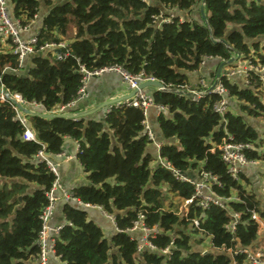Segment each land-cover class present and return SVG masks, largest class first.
Returning <instances> with one entry per match:
<instances>
[{
  "label": "trees",
  "instance_id": "16d2710c",
  "mask_svg": "<svg viewBox=\"0 0 264 264\" xmlns=\"http://www.w3.org/2000/svg\"><path fill=\"white\" fill-rule=\"evenodd\" d=\"M43 1L53 5L55 0ZM202 1L68 0L54 4L44 17L38 45L68 38L67 56L56 60L36 53L28 73L23 74L18 71V55L4 50L0 52V84L27 103L36 102L44 111L54 112L78 97L84 85L81 66L93 70L121 65L129 73H142L180 90L188 87L186 71L198 69L205 58L227 60L235 50L254 67L248 70V82L240 85L222 76L220 83L230 99L236 97L249 113L262 115V80L255 67H264V44L260 52L255 39L264 36V0H205L207 22L165 10L192 13ZM9 4L13 17L29 27L40 0H9ZM160 15L170 21L158 25ZM252 46L258 57L251 53ZM153 98L167 107L168 113L159 115L165 139L177 140L162 144L160 157L183 173L200 168L216 176L219 182L213 191L228 198L229 209L216 204L202 209L194 203L187 216L179 214L195 187L161 165L151 168L154 158L146 153L151 140L144 133L145 114L140 107L127 102L114 105L103 121L30 116L36 139L25 140V127L16 118L14 105L0 101V264H36L40 215L56 179L36 155L41 149L60 153L65 137L79 143L78 159L90 180L74 188L73 196L113 215L118 228L111 239L117 250L112 252L102 227L87 211L66 203L68 223L55 245L56 255L66 264H250L245 254L233 257L222 249L251 248L256 243L260 224L252 215L256 212L264 220V201L231 177L219 150L212 148L223 140L252 144L246 156L260 160L264 155L257 150L258 131L240 112L228 109L224 116L215 112L213 105L221 96L214 92L194 100L186 94L155 90ZM229 210L240 214L234 232L228 228L233 219ZM140 216L147 227L158 228L150 235L157 251L137 250L138 239L130 231ZM194 217L200 220L199 228L192 222ZM207 237L212 246L204 252L198 246ZM167 247L170 254L166 255L160 250Z\"/></svg>",
  "mask_w": 264,
  "mask_h": 264
},
{
  "label": "built area",
  "instance_id": "2783aa9c",
  "mask_svg": "<svg viewBox=\"0 0 264 264\" xmlns=\"http://www.w3.org/2000/svg\"><path fill=\"white\" fill-rule=\"evenodd\" d=\"M163 21H170V18L164 19L162 15L157 17L158 25H161ZM27 29L28 27L22 26L18 18L12 17L9 9L8 0H0V52H3L4 50H8L7 46L9 44L11 47V51L18 55L20 64H22V61L29 54L46 51L50 49L53 50L54 52L58 51L56 53V58L58 60H63L67 56L69 52V42L68 44L64 42L44 43L39 46L37 36L32 37L28 40L22 38L21 32ZM251 68L254 67L250 65V68L248 70H250ZM255 69L261 74L262 88L264 89V67L263 68L255 67ZM248 70L246 71L247 76L249 74ZM81 72L84 73V79H83L84 85L80 89L78 97L73 101H71L70 103H67L66 105H62L59 109V112L75 111V108L77 107V103L86 96V84L88 83V81L91 78H94L96 76H101L104 73L116 72L120 74L123 80L127 82V84L129 85L130 90H133L134 88H138L141 82L154 79L152 77H145L142 73H138V74L129 73L121 65L99 67L93 70H87L84 66H81ZM213 82L208 83L205 80H201L197 88L187 87L185 90L192 91L194 95H191L190 97L196 100L202 97L203 94L206 93V90L212 85ZM213 92L221 96L220 100L214 103L213 109L215 112L224 116L227 110L229 109L228 107L229 94L227 89L220 83V79ZM9 94L22 105L25 106L27 104V102L23 99V97L20 94L11 93L10 91ZM6 100H8L7 96L5 94H0V101H6ZM126 102L130 105L142 108L145 116L147 114V109L150 106L156 108L160 113L165 112V110H167V107L157 104L154 101L153 95L149 94L146 91V89H139L138 92ZM12 104L14 105V108L16 110L17 113L16 116L18 120L25 127L23 138L25 140H35L36 135L34 131L29 127L27 117L13 102ZM32 104L37 106L36 102H33ZM144 133H146V135L151 141L154 140V134L150 129L149 125L146 123V121L144 122ZM161 145H162L161 143L157 144L159 150L161 148ZM253 148L254 146L252 144H242V143L223 140L221 143H217L216 145H214L212 151L219 150L222 160L224 161L227 167L228 173L231 175V177L235 178L236 180H240L242 170L245 168V166L257 165L258 162L260 161L259 159H249L246 156L245 151ZM36 156L38 160L44 161L56 176L52 188L50 189V191L47 192L48 204L43 208V211L40 215L42 220V228L39 232L37 239V244L39 246L37 264H51L50 256L52 254L56 255L55 245H56L57 236H59L61 229L64 227V225L61 224L55 226L51 224L52 218L55 214L57 202L59 199H62L63 197L67 198L68 200L77 202L80 205L82 204V202H80L76 197L73 196L72 191L68 190L67 192L61 187V184L59 182L58 168H57L59 163L54 160L55 157L56 158L61 157L60 153L50 154L47 153L44 149H41ZM68 159H70V157H68ZM160 165L170 170L179 179L192 183L195 187V194L193 195L192 198L186 199L182 203V206L180 207L179 210V214L187 216L189 212V207L194 203L196 206H199L202 209H208L213 204L229 209L225 203L228 200V198L220 197L213 191L212 188L213 185L219 182L216 176L206 171L204 172L200 171L199 180H195L190 176L182 175L183 172L175 169L168 160L161 158ZM58 190H60L61 194H63L62 196L57 194ZM85 206L91 207V205L89 204H86ZM100 209L102 208L100 207ZM103 212L109 217H111L113 220L115 219L113 215L107 214L104 210ZM229 213L231 214L233 219L231 220V223L228 225V228L232 232H234L236 229V224L240 219V214L231 210H229ZM252 217L255 220H257L260 225L264 224V220L259 216L258 213L253 212ZM192 222L196 227L198 228L200 227V220L198 217H194L192 219ZM133 228H140L143 232V236L138 240L137 250L139 252L143 251L144 249H150L154 251L158 250L157 246L150 239V235L153 232L158 231V228L156 226L153 228L147 227L143 221V216H140V220L135 223V226ZM210 243H211V239H210ZM222 250H226L230 252V254L233 257L238 254H245L246 261L249 262L250 264H264V252L260 248H257L256 243L251 248L240 247L235 250L223 248ZM160 251L166 255L170 254L169 247H167L166 249H161ZM202 251L205 252L207 251V249L203 248Z\"/></svg>",
  "mask_w": 264,
  "mask_h": 264
},
{
  "label": "crops",
  "instance_id": "0c3cea01",
  "mask_svg": "<svg viewBox=\"0 0 264 264\" xmlns=\"http://www.w3.org/2000/svg\"><path fill=\"white\" fill-rule=\"evenodd\" d=\"M66 1L68 0H55L54 4L55 5L61 4ZM155 2L156 0H149V3H155ZM8 4H9V0H8ZM53 5H49L43 0H40L38 13L36 14L35 18L31 21L28 29L23 30L21 32L22 38L26 40L32 37H35V36H37L38 38V33L40 32V29L43 26L44 17L48 14V12L50 11ZM199 7L195 8L192 11V13H187V12H182V11L180 12L177 10H169V9H165V10H167L169 13L173 12L174 14H179L182 18H185V19L187 18L201 19ZM9 9L12 15V6H10V4H9ZM68 40H69L68 38H65V40L61 42L68 44ZM7 49L11 50V47L9 44L7 46ZM57 52L56 51L54 52L53 50L50 49L46 51L35 52L32 54H29L22 61L21 69H19L18 71L22 70L23 74H27L29 71V68L32 66V57L35 56L36 53H41L42 55H47V56L50 55L54 59L58 60L56 58ZM221 60L222 59L218 57L205 58L200 63L198 69L193 70V71H186V74L189 78L188 87L197 88L201 80H205L208 83L213 82L216 78L218 66ZM228 66L226 65L223 67V70H222L223 76L227 77L232 82H237L240 85H245L247 82L246 71L250 68V65L248 66L244 65L243 67L237 68V69H229ZM0 88L6 89L2 84H0ZM155 90L156 89L154 87H149L146 89V91L151 95H153ZM130 91L131 90L129 89V85L127 84V82L123 80L120 74L116 72L104 73L101 76H96L94 78H91L88 81V83L86 84V96L77 103V107H79L78 108L79 110H83L85 108H89L95 104H98L101 101L128 94ZM263 94H264V89H263ZM32 103H27L25 106L30 109L36 110V111L48 112V111H44L43 105L36 103L37 104L36 106ZM229 105H231V107L234 110H236L237 113L240 112V106L238 105V102H232L230 101V98H229ZM59 109L60 108L58 107L57 110L51 113H63V112H59ZM162 113L167 114L168 111L165 110V112H162ZM160 114L161 113L156 108H154L153 106H150L147 109V114L145 116V121L149 125L150 129L152 130L154 134V140L151 141L149 143V146L146 147V153H148L150 156H152V158H154L152 161H155V165H153V167L151 166L152 162L150 163L151 168H154L157 165H160V159H161L160 150L157 144L158 143L164 144L170 141L172 142L177 141L176 139H172V140L165 139L164 134L159 124ZM102 115H103V112L101 111L95 114L94 116H92V118L101 119ZM26 117L28 119V117L30 116H26ZM28 124H29V127L32 129L29 120H28ZM255 129L258 131L259 136H261V132H263L264 134V124L262 122H258V127H255ZM260 140H262L261 137H260ZM78 152H79L78 142L70 137H65L62 143V151L60 152L61 157L54 158V160L59 163L57 167L58 173H59V182L61 184V187L67 192L68 190L72 191L74 188L78 186H81L84 184H90L88 173L85 171L84 167L82 166L81 162L78 159ZM68 157H70V159H68ZM261 172L264 173V166L260 160L257 165L245 166V168L242 170L241 177L246 178L247 176H249L256 183L259 181V173ZM187 176H190L191 178L195 180H199L200 170L192 168L188 171ZM5 180L8 182L12 181L11 179H5ZM16 180H21V179H16ZM57 194L60 196L63 195L61 194L60 190H58ZM66 203H72L74 205L78 204L77 202L68 200L65 197H63L62 199H59L57 202L55 214L51 222L53 226L60 225V224L65 225L66 223H68L66 216L64 214V209H63ZM86 207L88 209L87 212H89L90 219L95 221L98 225L102 227L105 237L111 242L112 236L118 231L115 219L113 220L111 217L106 215L103 212V209H100V207H97V206H91V207L86 206ZM130 232H131L130 234L134 238H137L138 240L143 236V232L140 228H133ZM197 237H200V236H197ZM204 242H207V244H204ZM211 246L212 244L210 243V239L209 237H207V238H204L203 243H201V245H199L198 248L201 250L203 248L209 250ZM116 249H117L116 247L112 248V252L115 251ZM37 256H38V253H37ZM37 256L35 258L36 264L38 260ZM50 261H51V264H66L64 261L61 260L59 256H56L55 254H52L50 256Z\"/></svg>",
  "mask_w": 264,
  "mask_h": 264
},
{
  "label": "water",
  "instance_id": "95a60500",
  "mask_svg": "<svg viewBox=\"0 0 264 264\" xmlns=\"http://www.w3.org/2000/svg\"><path fill=\"white\" fill-rule=\"evenodd\" d=\"M199 12H200L201 19L203 21L207 22L208 17H207V13L205 10V0L202 1L201 5L199 7ZM222 42L227 44L226 39H223ZM240 56H241L240 53L234 50V52L232 53V55L229 59L221 60L219 66H218L216 78H215L214 82L212 83V85L206 90L205 94H208V93L214 91L215 87L217 86V84L219 82V79L223 76V72H222L223 67L226 65H232ZM96 64L100 65V62L98 59L96 60ZM149 87H154L156 90H160V91H170V92H177L179 94H186L188 96L194 95V93L192 91L185 90V89L177 90L174 88H168L165 85V83L162 82L161 80L150 79V80H146L144 82H141L139 84L138 88H134L128 94L101 101L98 104H95L89 108H85L83 110H77V111H73V112L51 113V112L36 111V110L30 109V108L22 105L21 103H19L15 98H13L9 94V91L7 89L0 88V94H5L7 96V99L10 102H13L26 116H31V117L39 116V117H43V118L64 117V118H71V119H79V118L94 119V118H92V116H94L95 114L102 111L103 115H102L101 119H95V120L103 121L107 115L108 110L112 106H114V105L117 106L119 104L126 102L127 100L131 99L138 92L139 89H147ZM205 94H203V95H205ZM182 175L187 176L186 173H183ZM76 206L88 211L87 207L82 205V204L81 205L77 204Z\"/></svg>",
  "mask_w": 264,
  "mask_h": 264
},
{
  "label": "rangeland",
  "instance_id": "374dc122",
  "mask_svg": "<svg viewBox=\"0 0 264 264\" xmlns=\"http://www.w3.org/2000/svg\"><path fill=\"white\" fill-rule=\"evenodd\" d=\"M73 33H74V30L70 34H73ZM255 40H258L260 42V49L259 50H260V52H262L263 51L262 45L264 44V36H260ZM251 53L258 57V55L255 53V47L254 46L251 47ZM246 60H247L246 58H244L243 56H240L232 65H229V66L227 65V66L229 67V69H237V68L243 67L244 65L245 66L250 65L249 61H246ZM261 99L264 103V94H261ZM230 101L238 102V105L240 106V113H242V115H244L246 121L249 124H251L255 127H258V122H262L264 124V113L262 115L255 116V115L249 113V110L247 108H243L242 107L243 103L241 101H239L236 97L231 98ZM228 107H229V110L233 111L234 113L236 112V110H234L231 107V105H229ZM260 137L262 138V140H260V143L258 144L257 150L259 151V154L263 153V155H264V134H263V132H261ZM147 146H149V144ZM260 160L264 166V158H260ZM203 164H204V162H200L199 166L203 167ZM153 165H155V161H152L151 166L153 167ZM190 169H192V168H190ZM194 169L200 170V168H194ZM189 170L185 171V173L188 174ZM247 177H249V176H247ZM247 177L246 178L240 177V180H239L240 183L242 184V186L247 191H250V192L253 191V192L257 193L258 198L263 202L264 201V173H262V172L259 173V181L256 183L253 181V179L251 177H249V178H247ZM233 196L236 197L235 192H234ZM87 213L89 216V212H87ZM89 218H90V216H89ZM205 241H207V240H205ZM204 244H207V242H204ZM256 244H257V248H260L264 252V224L260 225V227H259L258 238L256 240ZM111 247L115 248V245L112 244Z\"/></svg>",
  "mask_w": 264,
  "mask_h": 264
},
{
  "label": "bare ground",
  "instance_id": "6f19581e",
  "mask_svg": "<svg viewBox=\"0 0 264 264\" xmlns=\"http://www.w3.org/2000/svg\"><path fill=\"white\" fill-rule=\"evenodd\" d=\"M171 13H173V12H171ZM174 14V13H173ZM163 17V16H162Z\"/></svg>",
  "mask_w": 264,
  "mask_h": 264
}]
</instances>
